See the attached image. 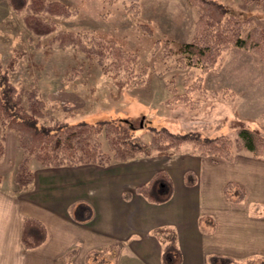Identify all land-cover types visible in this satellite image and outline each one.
Here are the masks:
<instances>
[{
	"label": "rangeland",
	"instance_id": "rangeland-1",
	"mask_svg": "<svg viewBox=\"0 0 264 264\" xmlns=\"http://www.w3.org/2000/svg\"><path fill=\"white\" fill-rule=\"evenodd\" d=\"M45 1L61 2L69 15L53 16L41 8L44 13L30 17L15 11L10 0H0V83L9 82L26 110L32 101L37 104L39 126L112 120L146 143L152 129L162 128L180 135L193 133L201 141L222 135L235 139L240 128L264 136V64L255 55L231 47L207 73L181 67L179 48L193 40L198 19L197 9L187 0H140L138 15L126 13L125 1ZM218 1L231 14L264 30V0ZM111 37L136 56L132 69L118 78L113 77L105 45ZM117 79L125 83L120 91ZM192 151L191 144H185L181 152L188 157ZM157 158L152 153L132 160L129 167ZM20 162L13 176L1 181L3 188L17 190ZM38 165L33 161L30 167ZM202 167L190 169L187 182L213 179L208 165ZM162 185L163 194L156 189L155 196L167 194L168 185ZM230 189L229 196L239 195L238 188ZM154 237L176 245L174 230L158 231ZM166 252L165 259L168 253L173 256L171 250ZM79 262L121 264V250H106Z\"/></svg>",
	"mask_w": 264,
	"mask_h": 264
},
{
	"label": "crops",
	"instance_id": "crops-1",
	"mask_svg": "<svg viewBox=\"0 0 264 264\" xmlns=\"http://www.w3.org/2000/svg\"><path fill=\"white\" fill-rule=\"evenodd\" d=\"M1 135L0 126V140ZM239 153L227 161L194 153L183 157L181 152L150 163L137 161L132 168L134 161L35 166L27 191H9L0 183V264H81L106 250H121V264H165L171 244L154 234L173 230L171 264H226L227 259L264 264V179L258 180L259 174L264 178V159ZM22 154L16 133L6 132L2 180L14 175ZM204 163L213 179L187 182L190 169H203ZM160 172L170 178L172 194L153 202L138 189ZM229 184L239 195L243 192L241 201H233L239 195L228 198ZM26 219L47 229V240L38 248L23 246Z\"/></svg>",
	"mask_w": 264,
	"mask_h": 264
},
{
	"label": "trees",
	"instance_id": "trees-1",
	"mask_svg": "<svg viewBox=\"0 0 264 264\" xmlns=\"http://www.w3.org/2000/svg\"><path fill=\"white\" fill-rule=\"evenodd\" d=\"M106 1H125L127 14L138 15L140 12V0ZM187 1L197 9L198 19L193 40L183 43L178 51V61L182 68H197L207 73L217 66L223 53L231 47L251 52L259 63L264 64V30L260 26L231 14L218 0ZM10 4L15 11L30 13V17L44 13L41 8H46L47 13L53 16L69 15V8L61 2L10 0ZM106 41L108 57L112 59L113 77L118 78L121 72H129L132 69L136 56L129 54L125 45L117 38L111 37ZM116 84L119 91L125 86V83L118 79ZM40 114V108L33 101L29 109H25L9 82L0 83V157L4 152V139L8 131L16 133L23 152L15 176L16 193L27 191L32 185L35 176L30 165L33 161L42 167L85 164L106 166L113 162H129L148 157L152 153L160 157H173L181 153L185 144H191L193 153L201 157L233 161L237 152L245 150L255 158L264 159V136L249 128L238 129L235 139L222 135L204 141L197 139L193 133L180 135L171 133L166 128L152 129L150 140L146 143L133 130L116 121H80L46 128L39 126ZM1 181L0 177V183ZM162 184H167L169 191L166 196L157 197L154 190L156 192L157 189L162 195ZM231 187L233 185L227 186V196L233 200L228 193ZM138 192L153 202L166 201L172 194V182L165 172H160L148 185L140 187ZM243 198L241 191L238 199L233 201H241ZM47 236L46 227L39 221H24L22 243L25 249L38 248L47 240ZM168 250L173 253L176 249L171 246L167 247ZM167 256L172 257L169 253ZM225 261L226 264L234 263L230 259Z\"/></svg>",
	"mask_w": 264,
	"mask_h": 264
}]
</instances>
